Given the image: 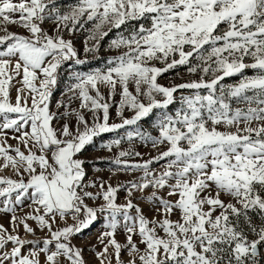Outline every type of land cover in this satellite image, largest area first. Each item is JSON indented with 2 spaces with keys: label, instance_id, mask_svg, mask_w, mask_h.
<instances>
[{
  "label": "snow or ice",
  "instance_id": "snow-or-ice-1",
  "mask_svg": "<svg viewBox=\"0 0 264 264\" xmlns=\"http://www.w3.org/2000/svg\"><path fill=\"white\" fill-rule=\"evenodd\" d=\"M0 214V264H88L97 220L99 264H264V0H0Z\"/></svg>",
  "mask_w": 264,
  "mask_h": 264
},
{
  "label": "rangeland",
  "instance_id": "rangeland-1",
  "mask_svg": "<svg viewBox=\"0 0 264 264\" xmlns=\"http://www.w3.org/2000/svg\"><path fill=\"white\" fill-rule=\"evenodd\" d=\"M61 3H68L69 0H60ZM46 27H48V25H46ZM10 28L12 30H17L15 28V26H10ZM115 35V30H113L112 33H109V36L106 37L101 43H102V48L101 51L99 53V55L101 57H104L106 55H109L111 53L107 52L106 49V45L108 43V41ZM84 37H85V33L81 32L78 33L76 35V37L74 38V44L75 47L77 49L80 50V55L81 58H84V53H83V45H84ZM102 61H98L96 60L94 57L89 56L88 57V63L86 65H80V66H73V68H69L68 64H66L64 66V68L62 69V75L66 78V74L67 72L71 71V70H75L76 68H78L79 70L82 71H88L91 68H95L97 67ZM71 63V62H69ZM179 73V75H178ZM183 78V79H181ZM189 78V75L185 72L184 68L181 66L177 69H173V70H169L163 74H161L157 79L158 82L167 86L171 83H181L183 82V80H187ZM225 82H231V80L229 78H226ZM64 88V83L63 81H61V83L56 87V89L54 90V94H53V103H52V108L55 109V100L60 98L61 95V91ZM102 91L106 92V89H101ZM15 95V92L13 91V96ZM116 99H118V97H116ZM73 107H78V101H74L72 104ZM176 105H170V110L172 108H174ZM110 111L112 112V115L115 116V110L114 108L110 109ZM125 116H129L131 115V113L129 112H125L124 113ZM154 118V114L150 115L149 117L145 118L144 120L141 121L142 125L144 127H148L151 124L152 119ZM117 122H118V118H117ZM155 134V133H154ZM102 138L104 140H108L110 138H112V134L111 133H104L102 134ZM10 144H15L16 141L9 139L8 141ZM100 142V138L96 139V143L98 144ZM122 147H127V145H122ZM136 148L138 151L144 153L143 158L144 159H148L149 158V153L151 154H155L153 152V150L150 147H145L142 146L140 144L136 145ZM84 156L88 158L89 161H91L90 163H86L85 164V168H86V172H87V176L86 179H95L96 177H99L102 180L105 181H109L115 185L117 182H124L128 179L131 178L132 175H138V173H123V172H115V174H113V170L109 167L108 161L112 158L115 157L116 155V150L113 149L112 151H107V150H103V149H99L93 145H89L86 146V149L84 150ZM99 158V159H97ZM129 159H133V158H129ZM134 159H140L139 157H136ZM96 168L97 170L94 172L93 168ZM89 191H96L95 188H89ZM120 201L122 202L123 200V196L124 193L121 192L120 194ZM89 204H91V201H87ZM28 209H24V211H27ZM0 223H6V218L3 216V214H0ZM29 223H32L31 221H29ZM103 230L102 228V220H97L96 222L93 223L92 226H90L88 229H85L81 234H77L74 238H73V243L77 244V245H82L84 246V258L85 260L88 262V264H99V261L97 260L94 251L90 250V245H94L96 250H100L101 249V245L99 244L97 237L99 236V233ZM22 231V230H21ZM23 234V233H22ZM40 235H43L42 233ZM117 239L120 240L121 242H123V236L121 235H117ZM111 251V249H110ZM126 258V257H125Z\"/></svg>",
  "mask_w": 264,
  "mask_h": 264
}]
</instances>
